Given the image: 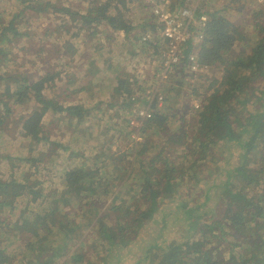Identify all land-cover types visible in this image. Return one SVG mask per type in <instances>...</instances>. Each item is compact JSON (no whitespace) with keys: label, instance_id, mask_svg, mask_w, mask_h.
Instances as JSON below:
<instances>
[{"label":"trees","instance_id":"1","mask_svg":"<svg viewBox=\"0 0 264 264\" xmlns=\"http://www.w3.org/2000/svg\"><path fill=\"white\" fill-rule=\"evenodd\" d=\"M83 1L85 15L67 0L60 6L13 0L17 10L0 24V162L9 166L5 177L0 174V264H264V5L251 10L249 0H228L208 13L199 61L221 69L222 81L199 99V111L173 108L185 95L186 71L178 66L170 75L177 92L164 91L162 108L154 106L138 128L141 140L110 153L123 133V142H133L129 121L136 100L122 96L126 82L120 81L113 93L125 118L117 126L94 125L101 128L98 139L108 134L109 143L86 148L83 158L81 147L73 148L79 139H51L45 126L64 122L76 133L95 106L64 103L62 93L55 94L60 72L45 63L48 30L38 40L39 32L23 22L24 11L79 19L71 39L95 23L131 44L147 24L130 23L123 10L108 13L115 2L124 8L122 0ZM185 1L175 0L178 6ZM242 1L236 13H249L251 35L227 14ZM64 46L73 56V46ZM66 75L68 90L75 79ZM75 88V94L94 92L89 83ZM29 103L33 107L14 121L15 108ZM174 125L176 135L168 136ZM9 132L32 147L10 145ZM41 144L52 147L43 151ZM168 147L183 156L181 162ZM64 155L83 158L82 166L61 172L57 158ZM49 166L54 175L62 173L59 186L33 182Z\"/></svg>","mask_w":264,"mask_h":264},{"label":"rangeland","instance_id":"2","mask_svg":"<svg viewBox=\"0 0 264 264\" xmlns=\"http://www.w3.org/2000/svg\"><path fill=\"white\" fill-rule=\"evenodd\" d=\"M55 1L58 6H60V2H66V0ZM67 1L70 2L73 10L76 9L78 12H80V15H85L86 3L83 0ZM246 2L247 1H242L241 4H233L227 14L233 21L234 25L240 29V31L248 32V34L251 35V33H249L250 22L246 19L249 13H236L237 8L245 5ZM215 5L218 7L217 4ZM246 7L253 10L255 8L254 0H249ZM16 10L17 5L13 3V0H0V24L7 21V19H9ZM137 10L138 12H141V8ZM215 10L216 9H213L212 13L215 12ZM24 13L25 16L23 18V22H28L27 28L29 30L35 31L36 34H38L39 32V35L37 37L38 40L43 42V32L45 30H48V37L46 38L47 42L44 46V52L46 55L45 63L47 64V62L49 61L51 63L50 67L55 68L56 71L60 72L59 80L57 81V91L55 94L58 95V93H62L60 100L64 103H80L86 109L95 106L94 111H92L90 117L87 118V124L81 126V128L76 133L64 122H59L58 124H55V122H49L45 126V132H50L49 138L51 139L58 138L59 140H63V142L70 139L73 141L75 139H79V141L76 142L80 143L73 142V148L74 150H77V148L81 147L83 154L82 157L85 158L86 155H88L85 151L86 148L88 149V147H90L89 149L93 150L100 140L103 145L109 143L110 136L108 134H102L100 136V140L98 139L101 128H98L94 125L97 124L99 126H109L111 124H115L117 126V124L119 125L125 118V115H121V110L119 109V103L121 100L118 95L113 93L115 87L119 85L120 81L130 83V85H126V87L122 86L120 88L121 90H124L122 96H128L130 90L136 92V95H134L136 102L131 106L133 107L131 109L135 111L138 106H142L143 97H141V95L139 94L142 92V90L145 89V87H148L150 84H154V80H156L157 74L159 75V50L158 48L152 49L150 47H144V45L141 46L139 43L137 44V46H135V44L133 43L128 44L120 42L119 44H117V39L112 37V32L108 30L109 27L102 25L96 26L95 23L90 25L88 28H84L83 31L79 33L78 38L71 39V35L77 32V30L81 26L79 19L76 22H72L63 14H57L55 18H47L46 14L38 16L36 12L30 10H26L24 11ZM134 14H136V16L144 15L143 13ZM20 26L23 27V24H20L18 27ZM91 33H95V36H90ZM66 42H69L73 46V56H71L70 53L72 51L70 50V52H68L66 46H64ZM117 45H119L121 48H119ZM142 48L146 49L143 50ZM56 49H58L57 52ZM67 72L73 74L75 79H72L73 84L70 85L71 89L68 88V90H66L65 85L68 79L66 75ZM221 74V69L215 67L210 69V75L208 74L202 77L198 81L197 85L193 87H187L183 83V86L185 87V95L182 94V97L179 98L177 103L172 104L173 108L181 110V108L183 107V109L186 108L187 111V109L190 108V102L193 99L204 100L209 97L221 85ZM170 77L165 83H161V90L163 93L164 91L168 93V91L170 92L171 87V93L173 95L174 91L175 93L177 92V90H175L177 86L175 88L173 87L175 83H173L172 85ZM78 82L81 84H91L94 94L92 92H85V94L72 93V89H76L75 85ZM98 101H103V105L97 106L96 103ZM108 103L113 104V107L110 109H106L105 106H107L106 104ZM33 105V103H29L22 107H19L18 109L15 108L14 112L16 115L13 120L15 121L18 115H26L25 113L29 110V108L33 107ZM98 108L102 109V111L98 112ZM104 111L106 112L104 113ZM186 111L183 114L186 115ZM88 126H90L91 128L85 131V133H82L81 131H84ZM174 127L175 125L169 128L168 136L175 134L174 132H172L176 131ZM130 128L132 129L130 139H132L133 142L130 143L129 138L126 142H123V133L116 137L115 141L117 146L111 147L110 153H116L117 150H127L129 149L130 145V147H133L134 143L141 140L138 128L137 130L132 127ZM9 133L11 134V136L10 134L8 135L10 139V145H14V142H18L17 145L21 147H32L28 146L29 143L19 144V138L17 137L16 132ZM84 134L85 136H83ZM41 146L43 151H47V149L52 147L42 144ZM168 149L172 152V157H175L176 162H181V158L183 156L178 154L177 150L172 147H168ZM12 150L13 151L11 152L13 154L17 152V155H19V152L16 150V148ZM22 155H24V153H22ZM57 159H59L60 161L59 165L62 168L61 172L67 171L74 167L82 166V159H80L79 157L69 158L67 155H64L63 157L61 156ZM8 167L9 166L7 164L0 162V174L4 175V177L6 175ZM50 168L51 166H49L48 171L41 172L40 174L34 176L35 180L33 182L40 181L44 184V187L51 185L59 186L62 173L54 175V170L56 169ZM18 170L20 171V169ZM25 172L26 171H24L23 173ZM153 228L154 227H152L151 230ZM134 261L135 260H130L127 264H133Z\"/></svg>","mask_w":264,"mask_h":264},{"label":"built area","instance_id":"3","mask_svg":"<svg viewBox=\"0 0 264 264\" xmlns=\"http://www.w3.org/2000/svg\"><path fill=\"white\" fill-rule=\"evenodd\" d=\"M122 1L124 8L122 3L115 2L108 13L123 10L128 15L127 20L133 23L153 19L155 24L151 20L150 23L155 25L157 40L153 34L143 32L140 42L157 45L160 55L159 75L157 74L155 83L147 87L142 106L137 107L134 117L129 121L130 127L137 130L143 121L152 117L154 106L156 109L162 108L164 93L161 83H165L178 66L185 68L184 85L187 87L197 85L202 77L210 74V68L202 65L198 56L210 19L208 13L221 8L228 0H187L181 7L175 0ZM254 5L255 8L264 5V0H254ZM139 8L141 12H138ZM134 13L144 15L136 16ZM190 105L189 112L193 114L199 111L202 103L199 99H193Z\"/></svg>","mask_w":264,"mask_h":264},{"label":"crops","instance_id":"4","mask_svg":"<svg viewBox=\"0 0 264 264\" xmlns=\"http://www.w3.org/2000/svg\"><path fill=\"white\" fill-rule=\"evenodd\" d=\"M183 5V4H182ZM181 5V6H182ZM180 6V7H181ZM125 16H128L127 14H124ZM127 19V18H126ZM154 24H155V21L153 20V19H150ZM150 20H148V21H146V22H149V26H144L145 28H143L142 29V32H141V34L139 35V37L136 39V40H138V39H141V37H142V34H143V32H144V34L145 33H150V34H153L155 37H156V40H157V33H156V28H155V25L154 24H152V23H150ZM123 35L122 34H120V35H118V37H117V40H118V43L117 44H119L120 42H123L122 41V37ZM128 42V41H127ZM126 41L124 42V43H127ZM131 43H133V44H135V46H137V44L135 43V41H132ZM144 45V47H150V48H156L157 47V45H152V44H148V43H141V46H143ZM119 48H121L119 45H117ZM143 50L144 49H146V48H142ZM122 53V52H121ZM126 85H129V83L128 82H126V84H125V86ZM146 89H147V87H145V89L144 90H142V92L139 94V95H141V97H144V95H145V91H146ZM129 94L131 95V98L132 99H135L134 98V95H136V92L135 91H131L130 90V92H129ZM131 108H133V107H131Z\"/></svg>","mask_w":264,"mask_h":264},{"label":"clouds","instance_id":"5","mask_svg":"<svg viewBox=\"0 0 264 264\" xmlns=\"http://www.w3.org/2000/svg\"><path fill=\"white\" fill-rule=\"evenodd\" d=\"M129 22H130V21H129ZM130 23H132V24H134V25H135V24H138V23H133V22H130ZM145 26H149V25H148V22H147V24H146ZM141 32H142V31H141ZM141 32L139 33V35L141 34ZM135 43H136V44L139 43V44L141 45L140 39L136 40Z\"/></svg>","mask_w":264,"mask_h":264}]
</instances>
